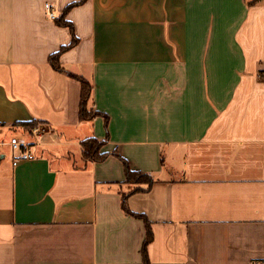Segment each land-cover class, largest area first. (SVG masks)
Returning <instances> with one entry per match:
<instances>
[{
    "label": "crops",
    "instance_id": "obj_1",
    "mask_svg": "<svg viewBox=\"0 0 264 264\" xmlns=\"http://www.w3.org/2000/svg\"><path fill=\"white\" fill-rule=\"evenodd\" d=\"M80 1L0 0V264L264 261V0Z\"/></svg>",
    "mask_w": 264,
    "mask_h": 264
},
{
    "label": "trees",
    "instance_id": "obj_2",
    "mask_svg": "<svg viewBox=\"0 0 264 264\" xmlns=\"http://www.w3.org/2000/svg\"><path fill=\"white\" fill-rule=\"evenodd\" d=\"M86 1L87 0H81L79 3L71 4L70 6H68L65 9L64 13L55 20L56 23L61 27L69 28L71 32H73L74 31L73 24L67 20V15L71 9H73L74 7L78 5L84 4ZM76 43H77V39L74 38L72 44L69 47H63L59 52L49 57V63L55 70L66 72L64 68L62 67V64L60 62V57L66 50L74 46ZM69 75L71 77L76 78L81 83V86H82L80 112H79L80 119L83 121L93 120L96 116H98V113H94L93 109L90 106L91 96L93 92V87L91 83L82 77L73 75L71 73H69ZM260 77L261 79L263 78L262 72H260ZM16 125L20 126L28 133H32V131L37 127L36 122L20 123ZM104 145H105V141H99L93 138L83 141L82 142L83 156L86 159L91 160L93 162L104 161L109 156L108 153L103 152ZM115 155L120 157L118 154H115ZM121 160L123 161L125 165L126 182L136 185V187L133 190V193L144 191L142 188H140V185H147L148 189L152 187L154 180L151 175L143 173V172L133 171L130 168L126 160H124L123 158H121ZM126 199H127V196H126ZM123 206L125 207V209H127L126 202H124ZM127 212H128V209H127ZM152 240H153V232L151 230L150 223L146 220V238H145L143 249H142L144 264H150L148 253H147V248Z\"/></svg>",
    "mask_w": 264,
    "mask_h": 264
},
{
    "label": "built area",
    "instance_id": "obj_3",
    "mask_svg": "<svg viewBox=\"0 0 264 264\" xmlns=\"http://www.w3.org/2000/svg\"><path fill=\"white\" fill-rule=\"evenodd\" d=\"M53 6L50 4H47L46 10H47V16L51 20H56L58 18L55 10H53ZM10 146L12 148V159H13V165L17 166L21 162L29 161L34 159V154L31 151L30 145L22 140H13L10 143ZM254 264H264V261H256Z\"/></svg>",
    "mask_w": 264,
    "mask_h": 264
}]
</instances>
